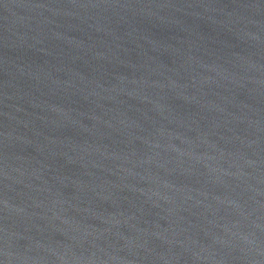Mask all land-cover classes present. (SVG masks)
<instances>
[{
    "label": "water",
    "instance_id": "water-1",
    "mask_svg": "<svg viewBox=\"0 0 264 264\" xmlns=\"http://www.w3.org/2000/svg\"><path fill=\"white\" fill-rule=\"evenodd\" d=\"M0 264H264V0H0Z\"/></svg>",
    "mask_w": 264,
    "mask_h": 264
}]
</instances>
